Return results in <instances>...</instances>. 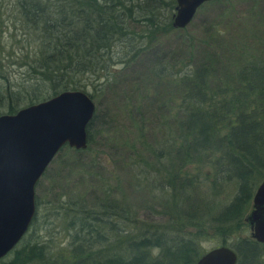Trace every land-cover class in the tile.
Instances as JSON below:
<instances>
[{
    "label": "trees",
    "instance_id": "1",
    "mask_svg": "<svg viewBox=\"0 0 264 264\" xmlns=\"http://www.w3.org/2000/svg\"><path fill=\"white\" fill-rule=\"evenodd\" d=\"M174 7L175 0H0V19L5 15L9 22L3 28L0 21V48L3 35L11 30L6 41L12 45L16 38L22 47L17 56L8 57L16 59L25 75L15 83L1 79L3 114H14L24 101L31 105L63 91L84 92L89 85L99 89L108 84L114 69L125 70L158 50L169 35L185 32L186 27L171 26ZM213 31L209 39L219 34ZM180 40L184 59L154 55L150 62L154 78L178 89L167 108L175 111L170 118L176 134L168 130L162 147L151 148L141 140L143 135L138 139L156 163L163 161L159 166L164 176L158 169L138 171L151 190L165 197L162 210L154 212L165 222L132 220L129 207L110 203L104 187L99 213L64 212V229L72 233L67 257L53 256L50 247L23 236L0 264H194L204 253L201 243L211 238L234 251L235 264H264L263 244L250 237L230 245L226 241L248 228L244 218L264 178V61L241 54L242 67L231 86L221 75L225 64L216 53L188 36ZM91 123L85 150L64 146L55 158L73 153L71 166L81 163L89 150ZM190 166L205 170L203 176L189 174ZM72 172L86 173L81 167ZM34 206L29 228L36 217L35 197ZM111 241L117 244L112 252Z\"/></svg>",
    "mask_w": 264,
    "mask_h": 264
},
{
    "label": "rangeland",
    "instance_id": "2",
    "mask_svg": "<svg viewBox=\"0 0 264 264\" xmlns=\"http://www.w3.org/2000/svg\"><path fill=\"white\" fill-rule=\"evenodd\" d=\"M0 21L3 28L9 23L5 15ZM213 30L219 34L209 39L207 34ZM10 33L11 30L2 38L0 82L3 78L15 83L25 75L15 58L9 60L8 55L11 58L17 56L22 47L16 38L17 43L13 40L12 45L11 41H6ZM183 36L190 37L195 44L202 43L216 53L220 62L225 64L221 72L222 76L225 74L224 81L234 86L235 73L242 67L241 54H245L247 60L264 61V0L204 3L196 10L184 33L169 35L162 40L158 50L142 55L125 70L117 72L114 69L116 73L112 79L101 88L87 86L84 92L93 95L91 101L94 105V120L89 122V150L81 156V163L75 162L76 165L70 164L73 153L54 157L53 162L49 163L45 175L40 177L34 188V197L38 202L36 217L25 233L24 240L47 245L53 256L61 254L67 257L72 233L64 229L68 220L64 212L76 216L85 212L99 213L103 210L99 204L103 201L104 187L108 189L110 203L129 207L132 220L140 224L165 222L163 216L154 214L162 210L165 197L159 190H151L141 171H138L139 167L146 171L158 169L159 174L164 176V170L159 166L163 161L156 163L138 144V139L143 135L141 140L151 148L162 147L168 130L176 134L177 129L170 118L175 111L167 108L178 89L154 78L150 72V62L154 55L157 58L165 55L168 59V56L177 54L170 57L184 59L186 51L180 40ZM27 102L20 103L19 109L29 106ZM3 110L0 109V115L4 113ZM66 160L67 163L64 162ZM88 161L92 165L88 166ZM80 167L86 173L72 172ZM186 170L191 175L199 173L202 176L205 171H198L194 166ZM117 224L120 226L119 222ZM245 237H250L248 228L227 238V245ZM110 246L111 252L116 250V241H111ZM218 246L216 239L212 238L201 243L203 252Z\"/></svg>",
    "mask_w": 264,
    "mask_h": 264
},
{
    "label": "water",
    "instance_id": "3",
    "mask_svg": "<svg viewBox=\"0 0 264 264\" xmlns=\"http://www.w3.org/2000/svg\"><path fill=\"white\" fill-rule=\"evenodd\" d=\"M214 0H175L171 26L185 28L196 10ZM94 105L82 91H63L46 100L0 115V259L20 242L34 216V188L49 163L66 146L87 147L86 128ZM250 238L264 245V178L256 186L244 218ZM225 246L204 252L194 264H235Z\"/></svg>",
    "mask_w": 264,
    "mask_h": 264
}]
</instances>
